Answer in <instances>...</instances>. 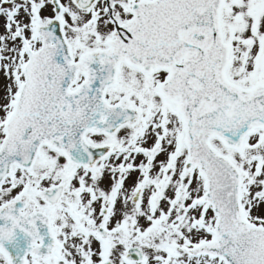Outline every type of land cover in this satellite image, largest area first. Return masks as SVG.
Instances as JSON below:
<instances>
[{
    "label": "snow or ice",
    "instance_id": "obj_1",
    "mask_svg": "<svg viewBox=\"0 0 264 264\" xmlns=\"http://www.w3.org/2000/svg\"><path fill=\"white\" fill-rule=\"evenodd\" d=\"M0 20V264H264V0Z\"/></svg>",
    "mask_w": 264,
    "mask_h": 264
},
{
    "label": "flooded vegetation",
    "instance_id": "obj_2",
    "mask_svg": "<svg viewBox=\"0 0 264 264\" xmlns=\"http://www.w3.org/2000/svg\"><path fill=\"white\" fill-rule=\"evenodd\" d=\"M0 24H2V20H0Z\"/></svg>",
    "mask_w": 264,
    "mask_h": 264
}]
</instances>
